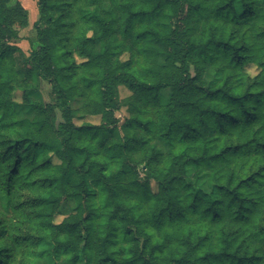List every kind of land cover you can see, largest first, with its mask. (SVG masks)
Segmentation results:
<instances>
[{
	"label": "trees",
	"instance_id": "trees-1",
	"mask_svg": "<svg viewBox=\"0 0 264 264\" xmlns=\"http://www.w3.org/2000/svg\"><path fill=\"white\" fill-rule=\"evenodd\" d=\"M37 1L26 54L0 0V264H264V0Z\"/></svg>",
	"mask_w": 264,
	"mask_h": 264
},
{
	"label": "rangeland",
	"instance_id": "rangeland-1",
	"mask_svg": "<svg viewBox=\"0 0 264 264\" xmlns=\"http://www.w3.org/2000/svg\"><path fill=\"white\" fill-rule=\"evenodd\" d=\"M18 0H10L9 7L13 8L16 6ZM23 4V6L28 9L30 13V25L28 28L23 29L20 31V39L17 41V44L21 47V49L26 53V54H31L32 51H34L39 43V39L37 37V28H36V23L40 21V12L38 8V1L37 0H19ZM98 52H102V44H99L97 47ZM126 56H122V59L125 60L127 59ZM80 61V60H79ZM213 78V71L208 70L206 74V80L210 81ZM24 89H26L29 94L30 98L32 101H36L39 103H52V98H51V93H52V87L47 84L46 82L37 80V81H31L28 84L23 85ZM122 96H126L127 91L126 89H122ZM172 90L167 89L163 90L161 93V100L163 102L168 101L170 95H171ZM16 99L18 101L21 100V93L16 94ZM74 108L77 109L78 105L73 104ZM22 118H32L33 115L28 112H23L21 114ZM89 122L93 124H100V118L99 117H93L88 119ZM157 146L160 150L163 152H167L168 149L164 146L163 143L158 142ZM64 217H57L56 222L60 223L63 220ZM43 263V262H41ZM45 264H51L50 262H46Z\"/></svg>",
	"mask_w": 264,
	"mask_h": 264
}]
</instances>
